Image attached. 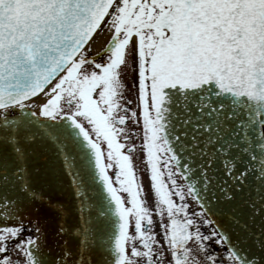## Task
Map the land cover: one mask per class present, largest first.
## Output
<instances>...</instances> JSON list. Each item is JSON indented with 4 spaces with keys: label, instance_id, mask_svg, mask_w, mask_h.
<instances>
[{
    "label": "snow or ice",
    "instance_id": "6c2138e0",
    "mask_svg": "<svg viewBox=\"0 0 264 264\" xmlns=\"http://www.w3.org/2000/svg\"><path fill=\"white\" fill-rule=\"evenodd\" d=\"M0 264H264V0H0Z\"/></svg>",
    "mask_w": 264,
    "mask_h": 264
},
{
    "label": "bare ground",
    "instance_id": "6f19581e",
    "mask_svg": "<svg viewBox=\"0 0 264 264\" xmlns=\"http://www.w3.org/2000/svg\"><path fill=\"white\" fill-rule=\"evenodd\" d=\"M108 34L105 33L103 35H101L100 37L97 38V42H96V49H100L102 46H104V44L106 43L107 39H108Z\"/></svg>",
    "mask_w": 264,
    "mask_h": 264
},
{
    "label": "flooded vegetation",
    "instance_id": "af4514ba",
    "mask_svg": "<svg viewBox=\"0 0 264 264\" xmlns=\"http://www.w3.org/2000/svg\"><path fill=\"white\" fill-rule=\"evenodd\" d=\"M138 153H135V154H133V155H136V159H140V155L138 154ZM133 164H134V168H135V170H136V173H137V177H138V179H140V180H142L141 178H140V168L138 167V165H139V162H133Z\"/></svg>",
    "mask_w": 264,
    "mask_h": 264
},
{
    "label": "rangeland",
    "instance_id": "374dc122",
    "mask_svg": "<svg viewBox=\"0 0 264 264\" xmlns=\"http://www.w3.org/2000/svg\"><path fill=\"white\" fill-rule=\"evenodd\" d=\"M132 75H133V74H131V73H129V74H128V80H129V83L131 82ZM136 161H138V162H139V159H136ZM143 166L145 167V165H144V164H143ZM143 174H144V172H143ZM145 187L147 188V186H145ZM12 256H13V259H15V258H16V256H15V253H13V254H12Z\"/></svg>",
    "mask_w": 264,
    "mask_h": 264
}]
</instances>
